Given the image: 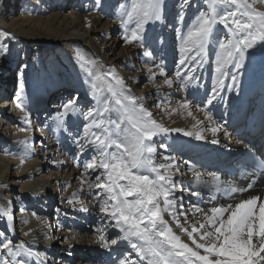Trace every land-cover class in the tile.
I'll return each mask as SVG.
<instances>
[{
	"label": "snow or ice",
	"instance_id": "1",
	"mask_svg": "<svg viewBox=\"0 0 264 264\" xmlns=\"http://www.w3.org/2000/svg\"><path fill=\"white\" fill-rule=\"evenodd\" d=\"M103 3L104 0H94V7L100 8ZM191 3L192 0H177L173 27L181 56L175 80L163 64H145L150 82L154 83L158 74L169 89L174 84L184 88L195 85L198 91L200 77L193 73L203 68L210 54H214L215 84L196 106L203 119L188 110L187 115L195 120L191 130L170 128L158 122L145 106V97L133 95L131 87L114 68L104 71L103 66H97L98 71H89L84 81L92 102L87 110L80 105L77 93L63 101L61 110L51 118L56 131L68 132L69 136L73 133L68 131L65 118L73 114L84 121L82 134L73 139L77 149L76 166L82 168L76 179L80 182L79 191L93 192V207L98 209L103 224L118 233L117 237L110 238L101 230L97 243L109 254L121 242L131 249L122 253L114 264H264V196L251 195L234 202L232 194L251 190L252 182L244 188L237 187L221 180L217 172L201 171L191 159L179 156L186 147L181 137L203 141L205 131L213 137L219 132L228 135L224 125L214 119L211 109L224 99L223 92L239 88V74L248 62L257 56L264 59V11L256 7L264 5V0H203L206 10L199 9L186 24ZM166 5L167 0H118L116 6L115 16L123 43L139 46L149 61L153 57L150 50L153 38L148 34V26L164 22ZM157 40L163 43L162 37ZM8 53V44H0V56L6 57ZM27 68V64L18 66L14 99L17 109L24 114V121L30 124ZM131 79L138 82L134 77ZM177 103L178 107L171 108V113L190 109L187 99ZM161 110L168 112L167 107ZM20 130L27 131V128ZM211 143L218 144L219 140L212 139ZM20 144L25 152L20 159L23 165L33 145L27 139ZM158 147L163 150L160 153L163 162L157 159ZM244 148L248 149V145ZM86 150L90 158L81 164L79 158ZM257 166L264 174V159ZM188 174L192 177L190 181L183 179ZM204 190L222 192L233 202L213 204L207 209L189 202L185 211L184 193L201 198ZM62 202L82 203L75 191ZM78 210L89 211L86 207ZM0 214L13 219L3 204H0ZM173 224L180 234L174 231ZM0 238H3L0 239V264H33V261L48 264V257L34 251V245L14 244L2 231Z\"/></svg>",
	"mask_w": 264,
	"mask_h": 264
},
{
	"label": "bare ground",
	"instance_id": "2",
	"mask_svg": "<svg viewBox=\"0 0 264 264\" xmlns=\"http://www.w3.org/2000/svg\"><path fill=\"white\" fill-rule=\"evenodd\" d=\"M117 3L118 0H104L102 7L96 8L94 0H0V44L9 46L7 56H0V204L7 207L13 216L9 220L0 214V231L12 239L14 244L25 242L34 245V251L48 257V264H114L122 253L131 251L126 243L121 242L113 246L114 250L109 254L97 243L101 230L110 238L117 237L118 233L101 221L98 209L93 207V192L79 191L80 182L76 177L79 175L78 170L82 171V168L76 166V158L73 160L77 153L73 143L75 136H69L68 133L66 135L65 131H56L51 119L61 110L62 102L71 97V91L77 90L75 95L79 94V103L87 110L92 103L88 95V85L84 83L88 78L87 73L98 71L97 66H103L104 71L114 68L116 74L131 87L133 95L145 97V106L152 112L154 119L166 127H180L185 130H191L195 123L193 117L187 115L188 110L195 117L203 119L196 106L209 91V79L210 90L215 84L214 54H210L209 61L203 68L193 73L200 77L198 91L195 85L184 88L174 84L169 89L163 85V78L158 74L154 83L148 79L146 63L149 66L163 64L174 80L175 70L180 67L177 62L176 67L170 71L167 69V59L172 51L170 40L173 41V38L170 39L168 31H165L169 28V24L166 26V17L169 15L170 19L176 16L177 0H167L164 22L148 26V34L153 38L150 41V50L153 51L151 61L143 56L139 46L123 43L122 30L115 16ZM111 5L113 12L109 11ZM256 7L264 11V5L257 4ZM202 8L206 10L203 0H192L186 15V24ZM166 9L173 10L174 13H166ZM189 15L191 18L188 19ZM175 25L176 22L170 28ZM161 37L163 43L157 40ZM89 38L92 39L89 41ZM135 52L140 53V57L137 58ZM21 64L28 65L25 69V80L30 124L24 121V114L17 109L14 99L18 66ZM13 67H16L14 73ZM153 70L156 71L155 68ZM133 77L138 82H134L131 79ZM239 82L237 90L223 92L224 99L216 102L211 109L214 119L227 130V136L224 132H219L213 137L210 132L205 131L202 133L206 137L203 141L181 137L186 147L179 156L182 159H191L201 171L213 167V171L226 183L230 180L218 170L219 156H224L225 149H233L230 144L243 143L238 142V131L248 127L247 121H243V115L252 109L251 105L254 106L251 115L256 113V119L250 123L253 129L264 118V59L257 56L248 62L239 74ZM225 83H230V80ZM12 84L15 86L11 91ZM45 92L49 107L52 106L54 94L58 100L52 107V116L46 113L38 116L33 110L34 104L41 101L40 98ZM50 92H53L51 97L48 96ZM181 99L190 102V109L171 113V108L178 107L177 102ZM44 104L47 105L46 102ZM157 104L161 107H156ZM163 107H167L168 112L162 111ZM65 120L68 131L70 125L84 123L82 118L77 119L73 114ZM21 128H27V131H21ZM25 139L29 144H34L33 148L36 147V150L28 154L21 165L20 159L25 156V152L20 141ZM212 139L219 140V143H211ZM60 149L61 157L57 155ZM161 152L163 150L158 147L157 159L163 162ZM89 158L90 154L86 150L84 156L79 158L80 163ZM250 177H253L252 181H248ZM183 179L190 181L191 174ZM250 182L253 183V188L232 195L234 202L251 195L264 196V175L249 176L240 188L246 187ZM51 184L53 187H50ZM74 191L78 192L82 203L69 205L62 202ZM212 196L216 199L213 200ZM184 197L185 211L188 210L189 202L205 209L213 204L233 202L229 197L225 198L220 193H208L206 190L201 198L188 193H184ZM51 204H54L53 209L50 208ZM81 207H86L89 211H79ZM66 212L69 214L67 219H72V222L62 219ZM165 218L170 219L167 215ZM181 221L183 222L182 217ZM84 222L87 223V229L81 227ZM189 222H194L191 214ZM173 229L180 234L174 224ZM17 232H20L18 237ZM181 239L192 246L185 235H181Z\"/></svg>",
	"mask_w": 264,
	"mask_h": 264
},
{
	"label": "rangeland",
	"instance_id": "3",
	"mask_svg": "<svg viewBox=\"0 0 264 264\" xmlns=\"http://www.w3.org/2000/svg\"><path fill=\"white\" fill-rule=\"evenodd\" d=\"M171 8H173V7H171ZM113 10H114V8H113V5H111L110 6V9H109V11H112L113 12ZM167 11H168V9H166V13H167ZM169 12V14L171 13H174V11L173 10H169L168 11ZM189 18H191V15H189L188 16V19ZM166 26L167 27H169L168 28V30H165V31H168V34L170 35V39L171 38H173V41L172 40H170L172 43H170V44H172V51L170 52V54H171V56H170V58H168L167 59V61H169L168 62V67H167V69L170 71L173 67H176V65H177V62H178V60L180 59V56H181V53H180V51H179V41L176 39V41L177 42H175V37H176V32L174 31V27H172V28H170V26L171 25H173L174 24V22H176V16H172L170 19H169V15L166 17ZM164 26V25H163ZM157 27V26H156ZM92 38H89V41L91 40ZM175 46H176V50H175ZM134 55L138 58V57H140V53H134ZM140 59V58H139ZM138 61V60H137ZM15 70H16V67H13L12 68V73H14L15 72ZM14 86H15V84H12L11 85V91L13 90V88H14ZM210 86H211V79H209V91H210ZM77 92V90L76 91H71L70 92V96H73V95H75V93ZM208 92V91H207ZM206 92V93H207ZM53 92H50L49 94H48V96L49 97H51L53 94H52ZM41 101L40 102H37L36 104H34V106H33V110H34V112L35 113H38V116H41L43 113H46L47 115H50V116H52L53 114V112H54V110H53V105L56 103V102H58V100H57V98H56V96H55V94H54V99L51 101V104H52V106L51 107H49L50 106V103H48L47 102V92H45V93H43V95L41 96ZM44 100V101H43ZM44 102H46L47 103V105L46 104H44ZM251 108L253 109L254 108V106L253 105H251ZM39 110V112H36V111H38ZM44 111H46V112H44ZM250 111V110H249ZM248 111V112H249ZM246 114V113H245ZM244 114V115H245ZM244 115H243V117H244ZM262 123V122H261ZM76 131V134H74V132ZM69 132H72L73 133V135L74 136H76V135H80L81 133H82V124L81 123H78L77 125H75V126H72V125H70V127H69ZM66 133V135H67V133L68 132H65ZM34 145V144H33ZM33 150H36V147H34L33 148ZM61 154H62V150L60 149V151L58 150V153H57V155H59L60 157H61ZM75 157L76 156H74V158H73V160H75ZM80 170H78V174H80ZM12 187H14V186H12ZM18 187V186H17ZM50 187H53V184H51L50 185ZM15 189V188H14ZM53 199V198H52ZM185 203V202H184ZM50 208L51 209H53L54 208V204H51L50 205ZM69 214H67V212L66 213H64L63 215H62V219L63 220H67V221H69V222H72L73 220L72 219H67V216H68ZM85 219H83V221H84ZM87 223H85L84 222V225H82L81 227H82V229H87V225H86ZM79 225H80V223H79ZM16 236L18 237V236H20V232H17L16 233Z\"/></svg>",
	"mask_w": 264,
	"mask_h": 264
}]
</instances>
